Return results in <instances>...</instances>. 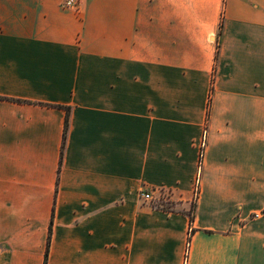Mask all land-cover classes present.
<instances>
[{"label":"crops","instance_id":"0c3cea01","mask_svg":"<svg viewBox=\"0 0 264 264\" xmlns=\"http://www.w3.org/2000/svg\"><path fill=\"white\" fill-rule=\"evenodd\" d=\"M65 1L0 0V264H264V0Z\"/></svg>","mask_w":264,"mask_h":264},{"label":"trees","instance_id":"16d2710c","mask_svg":"<svg viewBox=\"0 0 264 264\" xmlns=\"http://www.w3.org/2000/svg\"><path fill=\"white\" fill-rule=\"evenodd\" d=\"M221 33H222V32H220V34H221ZM218 52H219V50L217 51V57H218ZM68 126H69V109H67V118H66V123H65L64 144H63L64 147H65L66 139H67ZM195 205H196V202L193 203V206H192V210H191V214H190V216H191V221L194 220V210H195ZM49 250H50V238H49L48 247H47L46 262H47V260H48Z\"/></svg>","mask_w":264,"mask_h":264},{"label":"built area","instance_id":"2783aa9c","mask_svg":"<svg viewBox=\"0 0 264 264\" xmlns=\"http://www.w3.org/2000/svg\"><path fill=\"white\" fill-rule=\"evenodd\" d=\"M82 1L83 0H66L64 2V7L77 9ZM144 198L145 199H151V196L146 194V195H144Z\"/></svg>","mask_w":264,"mask_h":264}]
</instances>
